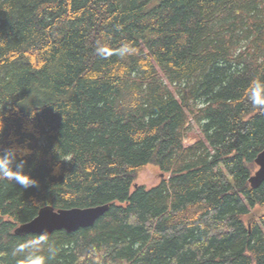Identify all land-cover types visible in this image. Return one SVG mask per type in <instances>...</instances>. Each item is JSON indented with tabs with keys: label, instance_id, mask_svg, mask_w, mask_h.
<instances>
[{
	"label": "trees",
	"instance_id": "trees-1",
	"mask_svg": "<svg viewBox=\"0 0 264 264\" xmlns=\"http://www.w3.org/2000/svg\"><path fill=\"white\" fill-rule=\"evenodd\" d=\"M254 96L264 0H0V145L29 148L37 181L0 178V264H264ZM148 165L167 175L150 189ZM102 205L90 228L14 235Z\"/></svg>",
	"mask_w": 264,
	"mask_h": 264
},
{
	"label": "water",
	"instance_id": "water-1",
	"mask_svg": "<svg viewBox=\"0 0 264 264\" xmlns=\"http://www.w3.org/2000/svg\"><path fill=\"white\" fill-rule=\"evenodd\" d=\"M258 170L249 179L252 188L264 182V150L255 159ZM109 209V205L90 208H73L54 210L51 207L41 208L31 221L21 224L14 229L15 236L38 235L49 237L53 232L65 231L73 233L79 229L90 228ZM249 229V226H248Z\"/></svg>",
	"mask_w": 264,
	"mask_h": 264
},
{
	"label": "clouds",
	"instance_id": "clouds-1",
	"mask_svg": "<svg viewBox=\"0 0 264 264\" xmlns=\"http://www.w3.org/2000/svg\"><path fill=\"white\" fill-rule=\"evenodd\" d=\"M254 104H264V99L252 98ZM2 131V130H0ZM27 147L0 145V178L13 180L21 187L27 189L36 186L37 181L32 179L26 171L27 157L31 156ZM29 264H44V258L39 257Z\"/></svg>",
	"mask_w": 264,
	"mask_h": 264
},
{
	"label": "rangeland",
	"instance_id": "rangeland-1",
	"mask_svg": "<svg viewBox=\"0 0 264 264\" xmlns=\"http://www.w3.org/2000/svg\"><path fill=\"white\" fill-rule=\"evenodd\" d=\"M195 131L199 133L197 128H195ZM164 178H167V175L161 173L159 168L153 165H148L138 174L137 180L135 181V185H142L146 189H150L152 187L157 186ZM255 208L256 209L252 210L249 215L252 219L248 220V217L245 218V221L248 220V226L249 223L251 224V222L255 220L258 216L264 214V206H257Z\"/></svg>",
	"mask_w": 264,
	"mask_h": 264
}]
</instances>
